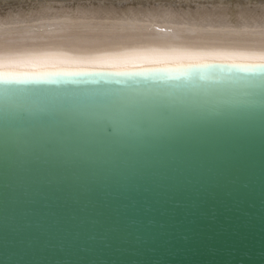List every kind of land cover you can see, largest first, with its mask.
<instances>
[{"label":"water","instance_id":"water-1","mask_svg":"<svg viewBox=\"0 0 264 264\" xmlns=\"http://www.w3.org/2000/svg\"><path fill=\"white\" fill-rule=\"evenodd\" d=\"M9 80L0 264H264V69Z\"/></svg>","mask_w":264,"mask_h":264},{"label":"bare ground","instance_id":"bare-ground-1","mask_svg":"<svg viewBox=\"0 0 264 264\" xmlns=\"http://www.w3.org/2000/svg\"><path fill=\"white\" fill-rule=\"evenodd\" d=\"M260 53L264 0H0V65Z\"/></svg>","mask_w":264,"mask_h":264},{"label":"snow or ice","instance_id":"snow-or-ice-1","mask_svg":"<svg viewBox=\"0 0 264 264\" xmlns=\"http://www.w3.org/2000/svg\"><path fill=\"white\" fill-rule=\"evenodd\" d=\"M157 67L145 68L142 63L128 64H108L102 67H64L51 63H22L17 66H10L8 63L0 65V80L10 81L13 77H36L42 75L60 76V75H83L91 73L110 72L116 75H123L133 72L160 71L168 69H193V68H210V67H228L240 70L264 69V53L260 54H241L239 58L233 55L216 56L212 59L189 57L187 59L176 60H154L152 61ZM22 82V81H16Z\"/></svg>","mask_w":264,"mask_h":264}]
</instances>
